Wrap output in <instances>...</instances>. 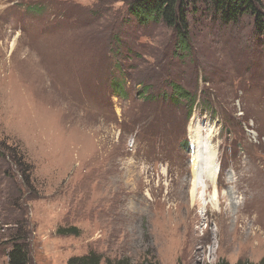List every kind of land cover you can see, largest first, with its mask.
Instances as JSON below:
<instances>
[{
	"label": "rangeland",
	"instance_id": "1",
	"mask_svg": "<svg viewBox=\"0 0 264 264\" xmlns=\"http://www.w3.org/2000/svg\"><path fill=\"white\" fill-rule=\"evenodd\" d=\"M128 2L0 0V44L20 63L0 68V264L18 236L28 264L89 252L99 264H258L264 29L250 13L223 23L202 11L185 51ZM195 127L212 129L208 209L191 206ZM67 227L76 234H58Z\"/></svg>",
	"mask_w": 264,
	"mask_h": 264
},
{
	"label": "trees",
	"instance_id": "2",
	"mask_svg": "<svg viewBox=\"0 0 264 264\" xmlns=\"http://www.w3.org/2000/svg\"><path fill=\"white\" fill-rule=\"evenodd\" d=\"M262 0H129L127 9L130 15L141 23L149 20H159L169 28L175 30L178 47L187 49L190 39L191 20L202 11H211L223 23L235 22L241 15L250 13L254 16L258 29H264V12L262 11ZM190 16V17H189ZM177 51V49H176ZM120 66V65H119ZM120 83H117V85ZM120 87V86H119ZM114 87V91L124 93L123 89ZM177 89L173 88L170 96L183 97ZM165 96V93L163 94ZM189 97V96H188ZM191 101L189 111L194 105L195 99ZM189 114V113H188ZM76 234V228L67 227L58 231V234ZM20 238V236H18ZM15 237L11 240L8 256V264H28V251L25 240ZM101 256L95 252L71 258L70 264H99ZM110 261H107V263ZM112 264H127L124 259H118ZM144 264H157L149 259ZM216 264H229L225 260H219ZM234 264H253L248 260L239 259ZM258 264H264L261 258Z\"/></svg>",
	"mask_w": 264,
	"mask_h": 264
},
{
	"label": "bare ground",
	"instance_id": "3",
	"mask_svg": "<svg viewBox=\"0 0 264 264\" xmlns=\"http://www.w3.org/2000/svg\"><path fill=\"white\" fill-rule=\"evenodd\" d=\"M6 45L4 43L0 44V56L2 57L0 62V68L6 70L8 66L13 65L14 69L20 67L18 61L19 52L15 51V43L13 45L14 56L11 55L8 57L4 56ZM192 123V121H191ZM195 126V125H194ZM191 138L194 147V152L192 154V182L190 188L191 194V206H194V203L197 200L201 203L204 208L208 209V205H211L212 208L219 205V192L214 186L211 192L207 191L208 182L215 183L216 179V166H215V151L212 149L208 143V139L211 137L212 129L207 130V134L201 136L199 133V127L190 128ZM192 147V148H193ZM206 209V210H207ZM220 212V211H219Z\"/></svg>",
	"mask_w": 264,
	"mask_h": 264
}]
</instances>
